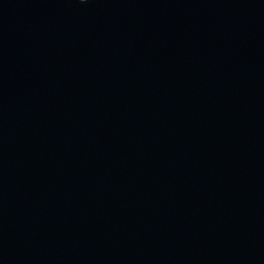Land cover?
I'll list each match as a JSON object with an SVG mask.
<instances>
[{"label":"water","instance_id":"obj_1","mask_svg":"<svg viewBox=\"0 0 264 264\" xmlns=\"http://www.w3.org/2000/svg\"><path fill=\"white\" fill-rule=\"evenodd\" d=\"M0 264H264V0H0Z\"/></svg>","mask_w":264,"mask_h":264},{"label":"snow or ice","instance_id":"obj_2","mask_svg":"<svg viewBox=\"0 0 264 264\" xmlns=\"http://www.w3.org/2000/svg\"><path fill=\"white\" fill-rule=\"evenodd\" d=\"M85 4H87V3H85Z\"/></svg>","mask_w":264,"mask_h":264}]
</instances>
